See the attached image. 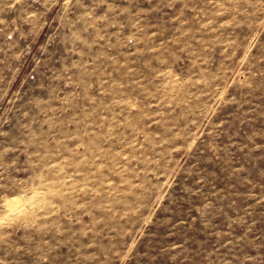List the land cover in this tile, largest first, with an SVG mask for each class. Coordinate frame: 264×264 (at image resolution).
Here are the masks:
<instances>
[{
  "label": "rangeland",
  "instance_id": "1",
  "mask_svg": "<svg viewBox=\"0 0 264 264\" xmlns=\"http://www.w3.org/2000/svg\"><path fill=\"white\" fill-rule=\"evenodd\" d=\"M0 264H264V0H0Z\"/></svg>",
  "mask_w": 264,
  "mask_h": 264
}]
</instances>
